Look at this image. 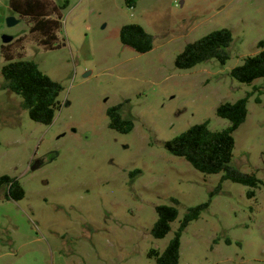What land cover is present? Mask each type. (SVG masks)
Instances as JSON below:
<instances>
[{"label": "rangeland", "instance_id": "1", "mask_svg": "<svg viewBox=\"0 0 264 264\" xmlns=\"http://www.w3.org/2000/svg\"><path fill=\"white\" fill-rule=\"evenodd\" d=\"M127 1L49 0L67 8L60 47L47 49L31 17L0 0V178L17 179L26 192L20 202L0 201V264H156L150 253L166 250L189 209L208 202L223 177L200 173L165 144L195 125L227 129L218 108L250 94L231 165L261 185L249 199L250 188L225 181L184 232L180 264H264V80L231 76L261 51L264 0ZM132 24L154 37L151 52L122 44L121 30ZM222 29L233 33L226 65L176 68L187 45ZM6 51L63 87L52 125L32 121L23 98L3 89ZM117 106L135 123L129 134L110 128L108 110ZM173 199L179 217L155 239L156 209Z\"/></svg>", "mask_w": 264, "mask_h": 264}, {"label": "trees", "instance_id": "2", "mask_svg": "<svg viewBox=\"0 0 264 264\" xmlns=\"http://www.w3.org/2000/svg\"><path fill=\"white\" fill-rule=\"evenodd\" d=\"M137 0H128L127 5L133 8ZM11 8L22 16L31 17L34 21L32 32L42 38L40 43L47 49L60 47L57 45V32L61 28L63 6H52L49 0H11ZM123 45L132 48L138 54H146L154 49V37L137 24L124 26L120 34ZM233 43V33L222 29L210 33L201 40L189 44L176 59V68L186 71L211 60L226 65L231 59L229 48ZM258 54L248 57L243 64L232 70L231 76L239 83L252 85L257 80H264V42H260ZM6 64L2 69L5 84L4 90L10 91L24 100L32 121L50 126L60 110L59 98L63 87L52 80L33 61H13V56L5 52ZM252 94L237 101L226 103L217 110L221 119L231 124L223 131H212L208 123L195 125L165 144L173 156L185 159L195 170L204 175L223 174L221 183L204 204L189 209L174 239L163 253L152 251L156 264H180L181 241L184 232L191 223L199 220L211 206L212 198L222 190L225 181L250 188L247 197L253 199L261 181L255 174H246L232 167L231 163L236 148L235 133L247 121L248 102ZM261 103L260 98L256 99ZM121 106L108 110L110 128L121 134H129L135 128L133 120L125 119L120 113ZM26 192L21 183L9 176L0 178V201L20 202L25 199ZM173 205L157 207V222L152 230L155 239H165L171 232V225L178 219L179 201L172 200ZM230 244V241H227Z\"/></svg>", "mask_w": 264, "mask_h": 264}, {"label": "water", "instance_id": "3", "mask_svg": "<svg viewBox=\"0 0 264 264\" xmlns=\"http://www.w3.org/2000/svg\"><path fill=\"white\" fill-rule=\"evenodd\" d=\"M16 24H18V21L15 20V18H10V19L8 20V25H9V26L12 27V26H15ZM3 40H4V43H5V44H8V43H10V42L13 41V38H12V37H8V36H4Z\"/></svg>", "mask_w": 264, "mask_h": 264}]
</instances>
